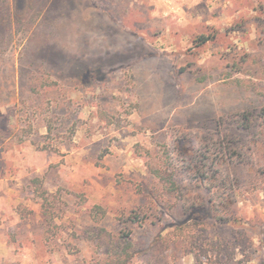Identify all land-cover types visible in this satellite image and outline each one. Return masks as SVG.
Masks as SVG:
<instances>
[{
  "label": "rangeland",
  "instance_id": "1",
  "mask_svg": "<svg viewBox=\"0 0 264 264\" xmlns=\"http://www.w3.org/2000/svg\"><path fill=\"white\" fill-rule=\"evenodd\" d=\"M263 110L264 0H0V264H264Z\"/></svg>",
  "mask_w": 264,
  "mask_h": 264
},
{
  "label": "trees",
  "instance_id": "2",
  "mask_svg": "<svg viewBox=\"0 0 264 264\" xmlns=\"http://www.w3.org/2000/svg\"><path fill=\"white\" fill-rule=\"evenodd\" d=\"M207 37L201 36L199 44H204L207 41ZM264 114V110H263ZM158 172H156L157 174ZM194 175L198 176L199 171L197 170ZM204 177V175H202ZM31 185L34 188L35 194L42 199V208L43 213L49 217L54 218V212L50 209V199H49V193L43 186V180L40 177H34L31 179ZM106 215V209L99 204L94 205L89 210V217L94 223L100 222L103 216ZM184 227V223H180L176 225V228L181 229ZM99 230H102V227H97ZM123 242L125 244H122L123 242H116L113 246V249L111 253L109 254V258L106 260L105 264H128L130 256V253L128 251V248L131 246L130 240H129V234L125 233L123 236ZM204 255H207V253H204ZM196 261L198 264H203L202 260V254H198L196 256Z\"/></svg>",
  "mask_w": 264,
  "mask_h": 264
}]
</instances>
